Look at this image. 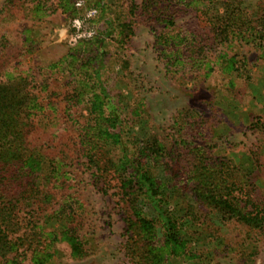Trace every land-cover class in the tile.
Wrapping results in <instances>:
<instances>
[{"label": "trees", "instance_id": "16d2710c", "mask_svg": "<svg viewBox=\"0 0 264 264\" xmlns=\"http://www.w3.org/2000/svg\"><path fill=\"white\" fill-rule=\"evenodd\" d=\"M76 1L59 0V7L72 15L81 9ZM185 1L142 0L140 6L132 1L126 13L106 20L114 30L113 43L122 48L131 38V18L139 9L167 74L187 76L208 60L222 62L224 72L233 74L239 71L237 55L223 53L234 47L258 51L257 61L264 63V0L256 11L238 0L223 1L220 10L214 0H188L208 31L173 32L177 25L170 10ZM83 40L84 46L70 53L67 68H59L72 75L68 89L58 90L59 100L46 96L43 110L27 77L0 84V264H21L27 258L47 264L58 242L67 243L75 259L89 254L83 199L90 188L103 195L116 190L125 211L123 251L131 264L197 259L188 230L198 221L196 206L212 208L223 225H242L253 235L252 243L264 237L260 159L252 153L253 169L246 172L230 158L212 153L208 142L215 135L205 118L190 110L179 111L168 132L150 125L149 132L136 136L131 128L146 112L107 91L97 66L101 53L89 48L90 38ZM18 46L19 58L30 50L24 39ZM6 49L0 45L1 63L12 64L1 56ZM60 64L46 67L50 77ZM259 125L264 129V123L257 121L255 127ZM184 195L191 199L185 206L177 203ZM250 259L243 260L248 264Z\"/></svg>", "mask_w": 264, "mask_h": 264}, {"label": "rangeland", "instance_id": "374dc122", "mask_svg": "<svg viewBox=\"0 0 264 264\" xmlns=\"http://www.w3.org/2000/svg\"><path fill=\"white\" fill-rule=\"evenodd\" d=\"M132 1L138 6L142 2L77 0L76 4H80L81 9L69 15L70 12L68 14L59 7V0H0V45L7 46L5 55L1 56L12 62L5 65L0 59V84L17 76L27 77L28 89L38 98L40 110H43L47 106L44 98L52 94L59 100L58 90H67V82L72 79L70 73H62L59 68H67L72 60L70 53L74 54V50L84 46L80 43L83 38H90L89 48L93 53H101L97 66L107 91L113 96L118 94L117 98L122 99L124 105L138 106L146 112L141 123L133 125L132 133L141 137L147 130L149 132L150 125L155 126L154 129L163 127L168 132L179 111H193L205 118L207 130L215 135L210 141L208 139V146L214 147L212 153L230 158L246 172L253 169V154L260 159L263 174L259 175L258 184L263 187L264 129L259 130L261 125L255 127L257 121L264 123V63L257 61L259 52L244 47H234L232 52L226 49L223 54L228 57L236 54L239 61V71L230 75L222 69V62L215 64L209 60L207 66L189 72L187 76L167 74L157 59L154 35L144 23L139 9L131 18V38L122 48L116 47L112 41L114 30L109 28L106 20L113 21L115 13H126ZM223 1L214 0L215 7L220 10ZM238 1L248 11H256L260 2ZM186 2L188 0L184 5L177 4L171 8L177 25L171 31L207 33V27L197 17L195 8ZM78 24L80 30L74 26L78 27ZM162 27H156L157 31L160 32ZM76 29L80 32L77 33ZM23 39L30 45V50L19 58L18 45ZM22 49L24 52L25 48ZM12 50L16 57L11 56ZM209 56L214 58L215 54ZM36 61L38 65H34ZM58 61L61 64L50 77L46 67ZM42 113L49 114L45 110ZM53 127L51 125V129ZM43 171L44 174L47 171L45 162ZM115 192L111 189L103 195L90 188L83 199L87 217L84 221L90 239L89 254L75 259L69 245L58 242L54 246L52 260L47 264H131L123 251L125 233L122 218L125 211ZM188 196L178 198L177 203L185 206ZM215 212L207 206H196L198 221L188 230L189 237L196 241L192 247L198 258L186 261L180 257L172 259L171 263L246 264L243 259L252 258L246 260L248 264L251 261L264 264V237L252 243L253 235L247 233L242 225L233 222L223 225ZM21 264L33 263L27 258Z\"/></svg>", "mask_w": 264, "mask_h": 264}, {"label": "built area", "instance_id": "2783aa9c", "mask_svg": "<svg viewBox=\"0 0 264 264\" xmlns=\"http://www.w3.org/2000/svg\"><path fill=\"white\" fill-rule=\"evenodd\" d=\"M79 5V4H78ZM74 23V22H73ZM74 26H76V28H79L80 27V25L78 24V27H77V25H74ZM79 30H80V28H79ZM78 29H76V32L78 33V31H79ZM80 32V31H79ZM80 38H81V36H80ZM79 38V39H80Z\"/></svg>", "mask_w": 264, "mask_h": 264}, {"label": "crops", "instance_id": "0c3cea01", "mask_svg": "<svg viewBox=\"0 0 264 264\" xmlns=\"http://www.w3.org/2000/svg\"><path fill=\"white\" fill-rule=\"evenodd\" d=\"M64 30H62L61 32H63Z\"/></svg>", "mask_w": 264, "mask_h": 264}]
</instances>
